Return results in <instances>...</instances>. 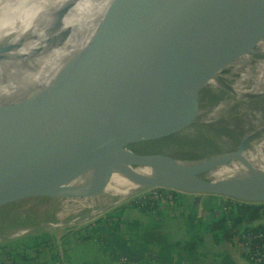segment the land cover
<instances>
[{
  "label": "water",
  "instance_id": "1",
  "mask_svg": "<svg viewBox=\"0 0 264 264\" xmlns=\"http://www.w3.org/2000/svg\"><path fill=\"white\" fill-rule=\"evenodd\" d=\"M249 11L264 17V0H179L170 14L175 53L168 54L157 43L158 31L145 23L134 6L111 0L98 27L101 43L83 73L39 99L0 106V212L30 197L64 201L68 196L95 195L120 163L165 169L167 179L148 182L194 193L195 199L200 193H214L264 201V179L224 183L188 167L208 155L177 158L131 148L195 123L227 118L234 109L238 114L240 102L208 121L195 111L204 103L209 108L224 99L205 83L252 43L206 54L199 51L204 46L203 24L225 28ZM201 92L206 94L202 104ZM253 97L257 103L264 100ZM241 144L240 140L234 149L209 155L236 154ZM93 167L98 169L90 183L65 184Z\"/></svg>",
  "mask_w": 264,
  "mask_h": 264
},
{
  "label": "bare ground",
  "instance_id": "2",
  "mask_svg": "<svg viewBox=\"0 0 264 264\" xmlns=\"http://www.w3.org/2000/svg\"><path fill=\"white\" fill-rule=\"evenodd\" d=\"M110 1L0 0V106L39 99L83 73L101 43L98 27ZM123 1L134 6L145 23L158 31L159 47L174 54L170 14L179 0ZM202 30L204 46L200 54L234 49L248 43L252 45L237 52L206 81L207 89L224 99L209 108H205L207 103L202 104L195 114L205 121L216 119L240 102L238 114L247 119L252 130H244L242 147L236 154L208 155L200 163L188 167L206 179L224 183L263 180L264 114L255 108L264 105V100L257 103L253 96L264 99V17L249 11L225 28L210 29L203 24ZM97 169L93 167L78 174L65 184L86 185ZM167 178V171L159 167L120 163L112 168L97 194L68 198L96 205H113L135 191L149 189L152 186L149 179ZM97 211L100 208L93 210ZM59 224L63 222L53 225ZM26 230L19 229L15 233Z\"/></svg>",
  "mask_w": 264,
  "mask_h": 264
},
{
  "label": "rangeland",
  "instance_id": "3",
  "mask_svg": "<svg viewBox=\"0 0 264 264\" xmlns=\"http://www.w3.org/2000/svg\"><path fill=\"white\" fill-rule=\"evenodd\" d=\"M205 95L204 92L200 93V104L206 100ZM255 109L261 110L264 114V105ZM235 112L237 111L234 109L229 117L211 124L195 123L177 133L132 144L131 148L137 152L163 153L177 158H195L234 149L245 131L252 130L247 119ZM153 189H160L161 193L166 190L171 195L178 193L167 187L151 186L149 189L135 191L116 204L106 206L85 203L78 198L72 200L66 197L63 201L53 196H36L14 202L0 212V264H12L10 255H13V264L22 263L18 255L6 252L11 247L12 251L23 249L26 255H34L35 251L24 243L30 244L31 235L39 232H45L44 236L53 244L49 247L40 246L36 253L37 257L48 258L51 254L54 256L59 245L69 264L82 261L107 264L121 252L127 253L131 263L137 259L146 260L149 255L159 250L166 256L188 258V264H227V259L218 246L221 243H214L208 232H203L202 241L195 245L198 252L191 254L190 251L173 246L172 241L175 238L180 240L188 237V233L181 228L180 216L155 220L147 214L149 212L145 213L143 208L151 206L153 201L139 205L135 199L136 195ZM199 195L212 199H226V196L221 194ZM162 201H168L167 197ZM80 202L84 204L81 205ZM97 208H100V211L93 212ZM117 209H122L120 216H125V220H128L121 222V217L113 215ZM50 222L63 224L51 225ZM24 228L27 230L15 233Z\"/></svg>",
  "mask_w": 264,
  "mask_h": 264
},
{
  "label": "crops",
  "instance_id": "4",
  "mask_svg": "<svg viewBox=\"0 0 264 264\" xmlns=\"http://www.w3.org/2000/svg\"><path fill=\"white\" fill-rule=\"evenodd\" d=\"M220 199H212L209 196L204 195H198V197L195 199L194 193L189 192H182L178 191L176 193V198L174 201H166L158 204L156 207H154L151 211L150 210H144L145 213L150 215L155 220H160L163 218H171L173 216H180V225L181 228L185 230L186 233H188V237L181 238L180 240L178 238H175V240L172 241V244L174 242H182L184 240H189L196 235L200 236L201 238L196 241V244L201 242L203 239V232H208V235H210L212 239L211 232L205 230L204 224H205V217L202 216V211L208 209V207L218 201ZM122 212V209H117L113 213V215H118V218L121 217L120 214ZM146 216V215H145ZM125 216L121 217L120 221H124ZM128 220V219H126ZM125 220V221H126ZM119 221V222H120ZM248 222L245 221L242 223L243 225H246ZM240 224V225H242ZM213 240V239H212ZM214 241V240H213ZM214 243H221L220 245V251L223 252L224 257L227 259V264H248V262L237 252L235 246L231 242V240H219L214 241ZM195 244V245H196ZM217 251V252H220ZM194 252H198L196 247L194 246V249L190 251L191 254ZM203 252V251H202ZM212 252V251H211ZM214 252V251H213ZM127 253L121 252L114 260L109 261L107 264H123V263H129V257L126 255ZM125 255L126 260L122 261L120 259L121 256ZM47 257H36L35 261H41L39 264H45V260ZM49 258V257H48ZM42 259V260H41ZM44 260V262H43ZM145 260V259H137L134 262ZM154 264H188V258H176V256H166L165 253L159 252L153 253V255H149V258L146 259ZM48 261V260H47ZM131 262V263H134ZM81 263L84 264H95L91 261H82Z\"/></svg>",
  "mask_w": 264,
  "mask_h": 264
},
{
  "label": "built area",
  "instance_id": "5",
  "mask_svg": "<svg viewBox=\"0 0 264 264\" xmlns=\"http://www.w3.org/2000/svg\"><path fill=\"white\" fill-rule=\"evenodd\" d=\"M154 187L157 188L158 186ZM169 189L174 190L172 188ZM160 191L162 190L153 189L152 191L140 193L139 195H136L135 199L138 200L139 205H143L147 201L149 203L152 201L154 202L151 203V206L148 205L143 207L145 210H152L155 206L162 203V200L166 197L169 201L175 200L176 193L171 195L169 191L165 190L164 193H161ZM226 198L230 199V203L225 202V199H220L212 203L208 209L204 210V212L202 211V216H204L206 219L220 216L223 213H227L230 207L233 208L242 201L228 196H226ZM245 202L261 203L259 208L260 214L257 217L247 221L248 223L246 225L242 224L236 228H233L230 234V240L235 246L237 252L248 262V264H264V201ZM49 224L53 225L54 223L50 222ZM57 247L58 248L55 252V255L46 261L45 264H69L64 257L62 249L59 247V245ZM120 259L125 261L126 256L123 255L120 257Z\"/></svg>",
  "mask_w": 264,
  "mask_h": 264
},
{
  "label": "trees",
  "instance_id": "6",
  "mask_svg": "<svg viewBox=\"0 0 264 264\" xmlns=\"http://www.w3.org/2000/svg\"><path fill=\"white\" fill-rule=\"evenodd\" d=\"M230 199L226 198L225 202H229ZM260 205L261 203H255V202H245L241 201L238 205H236L233 208H229L227 213H223L220 216L217 217H211L208 219H205L204 228L205 230L211 232L212 239L214 241L219 240H230V234L233 228H236L240 226L245 221H249L253 219L254 217H257L260 214ZM229 220V221H227ZM45 232H39L36 234L31 235L30 244L27 243L24 245L28 246L35 251L34 255H26L27 253L24 252L23 249L21 250H14L9 248L6 252L7 253H13L18 255V259L21 260V264H39L41 261H35L34 259L37 257V252L39 251L40 246L49 247V245L53 244L52 241L48 242L49 239L44 236ZM201 237L196 235L195 237L184 240L182 242H174L173 246L185 251H192L194 249V246L196 244V241L199 240ZM12 259V264L14 262L13 255H10ZM53 254L50 255L49 258H52ZM10 258V257H9ZM45 262L48 260V258L44 259ZM43 260V262H44ZM123 264H154L150 262L149 260H140L134 263H123Z\"/></svg>",
  "mask_w": 264,
  "mask_h": 264
}]
</instances>
